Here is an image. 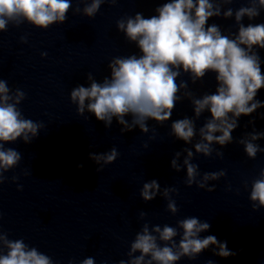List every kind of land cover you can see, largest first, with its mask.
<instances>
[{"label":"clouds","instance_id":"1","mask_svg":"<svg viewBox=\"0 0 264 264\" xmlns=\"http://www.w3.org/2000/svg\"><path fill=\"white\" fill-rule=\"evenodd\" d=\"M119 2L76 0L77 6L73 9L72 0H0V33L8 31L9 25L19 28L25 22L47 30L52 25L65 23L70 10L73 15L93 19L102 5L115 6ZM237 2L239 0H164L150 17L136 12L119 18L117 30L135 45L139 54L113 57L107 64L109 75L102 81L88 72L87 86L77 85L70 92L77 114H94L106 128L111 127L115 118L122 125L121 133L139 128L147 134L149 120L163 125L171 118L177 102L189 100L194 115L173 121L169 135L192 147L175 152L171 168L176 172L186 170V186L195 185L213 192L215 185L209 186V182L221 179L226 171L201 173L199 165L192 162L195 155L209 158L215 153L217 158L223 159L224 152L220 149L234 142L232 133L239 127L240 117L252 116L264 108V102L256 99L259 90L264 88V71L257 51L264 49V23H252L264 11V0H244L240 7H230ZM211 18L233 19L236 31L231 27L222 30L215 23L209 25ZM245 18L249 23H244ZM20 41L27 43V36H21ZM209 72L216 74L217 87L213 93L197 96L189 89L188 81L178 82L179 77L187 74L195 84ZM25 99L23 90L10 88L8 81L0 78V185L8 179L5 173L16 168L22 158L19 151L5 145L18 139L31 143L46 127L24 116L19 106ZM205 113L209 116L197 128L196 122ZM248 123L253 125L252 131L244 132L235 142L254 160L258 153L264 152L257 143L264 139V131L255 129V119ZM215 145H219V149ZM118 156L115 147L104 153L89 154L98 165L97 172L114 163ZM18 179L16 175L11 177L13 183ZM244 187H249L247 181ZM17 190L22 191L23 185L17 184ZM178 194L176 187L161 189L155 179L144 182L139 192L145 202L161 196L167 201L166 210L173 216L179 212L173 198ZM249 200L253 211L264 208V169L251 181ZM147 215L139 212L138 218L144 223L129 243L127 259H121L118 264H177L182 258L195 260L209 248L213 255L221 258L237 255L229 250L227 241L222 242L214 235L202 236L211 225L196 216L179 219L172 226L151 224L146 220ZM2 218L0 212V220ZM9 236L0 226V264H56L51 256L30 246L23 238L10 239ZM68 264L75 262L70 260ZM79 264H96V261L89 256ZM206 264H214V261L208 260Z\"/></svg>","mask_w":264,"mask_h":264}]
</instances>
